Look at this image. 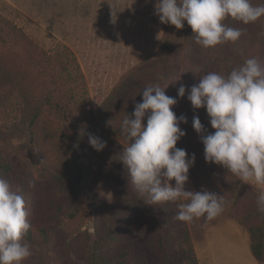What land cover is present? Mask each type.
<instances>
[{
  "label": "rangeland",
  "instance_id": "374dc122",
  "mask_svg": "<svg viewBox=\"0 0 264 264\" xmlns=\"http://www.w3.org/2000/svg\"><path fill=\"white\" fill-rule=\"evenodd\" d=\"M155 4L156 0H0V157L10 165L9 172L0 169V178L26 200L31 228L24 240L32 255L24 264H90L94 258L117 264L128 250L136 257L149 256L153 264H218V257L223 256V262L226 258L222 238L230 255L236 254L237 264H249L247 250L236 246V233L218 227L211 234L209 228L231 223L241 243L250 248L248 228L264 230V212L257 207L264 185L244 182L223 166L206 162L202 140L187 142L184 149L196 159L185 190L207 189L225 194L231 202L207 224L203 218L188 223L194 249L190 252L178 222L161 213L162 207L186 201L146 204L147 197L130 187L126 168L117 167L123 166L125 144L120 147L109 131L111 138L102 139L107 145L102 151L89 143L88 133L97 137L89 124L94 113L98 118L117 112L131 115L149 84L167 88L166 95L178 101L172 110L192 124L194 109L187 96L197 83L198 69L174 25L164 46L166 24L154 14ZM225 20L244 30L246 57L264 62V17L249 24ZM48 56L77 66V100L67 108L63 104L73 92L48 79ZM161 75L165 79L160 80ZM131 76L130 88L124 89ZM181 85L186 87L183 98L178 96ZM25 112L41 113L32 132L24 123ZM196 115L205 127L203 135L215 131L207 111ZM76 135L75 140L67 139Z\"/></svg>",
  "mask_w": 264,
  "mask_h": 264
},
{
  "label": "clouds",
  "instance_id": "9594fccd",
  "mask_svg": "<svg viewBox=\"0 0 264 264\" xmlns=\"http://www.w3.org/2000/svg\"><path fill=\"white\" fill-rule=\"evenodd\" d=\"M154 14L161 23L178 29L186 21L197 45L214 48L235 43L244 34L243 29L227 26L226 18L254 23L264 17V4H253L252 0H156ZM166 89L159 83L146 85L142 101L135 103L133 113L120 122V133L129 141L120 161L127 170L130 187L147 197L146 204L186 201L177 204L173 218L188 223L203 218L207 224L231 202L225 194L207 189L185 190L196 157L192 154L189 158L185 149L176 147L186 135L180 124L188 121L172 110L178 101L166 95ZM185 93L186 87L181 85L178 96L183 98ZM187 98L194 109L206 108L215 129L203 135L204 125L198 115L193 116V128L201 134L206 162L223 166L244 182L254 180L264 185V62L256 57L245 58L226 77L208 72L191 86ZM108 123L112 125V121ZM88 139L97 151L107 146L91 133ZM257 207L264 212V189L258 193ZM28 215L25 198L12 190L7 179L0 178V264H24L32 255L31 246L24 240L31 228Z\"/></svg>",
  "mask_w": 264,
  "mask_h": 264
},
{
  "label": "trees",
  "instance_id": "16d2710c",
  "mask_svg": "<svg viewBox=\"0 0 264 264\" xmlns=\"http://www.w3.org/2000/svg\"><path fill=\"white\" fill-rule=\"evenodd\" d=\"M224 23L229 26L233 27L231 22L224 21ZM6 27L9 30H13V27H10L6 25ZM179 39L182 40V42L186 45L184 50H188L189 55H191L193 63L197 67L196 72V81L198 84L199 80L202 75L208 73V72H216L223 76H227L234 68H238L240 65L243 64L246 54L249 51L248 49V41L241 39V42L239 43L240 39L235 42H226L220 45H217L214 48H203L195 43V39L193 37V30L191 26L187 24V22H184L183 28H177ZM170 32H171V25L166 24L165 26V36H164V46L166 45L165 42L169 40L170 38ZM190 39V41H189ZM167 47V46H166ZM182 57V56H180ZM48 62H51V70L48 72L46 71V75L48 79H50L55 85L67 87V91L69 90L72 94L71 96L67 97L68 99H65V104L63 106L65 108L69 107L72 104H75L77 100V96L74 95V92L76 91V88H74V76L77 73V66H74L73 63H65L62 59L57 58V56H48L47 57ZM133 76L128 78V81H125L122 86H124V89L130 88V84H132ZM57 80V81H56ZM131 81V82H130ZM121 86V87H122ZM123 90H121V93ZM118 93V92H117ZM113 98H111L112 100ZM56 105H59L57 103ZM194 109V108H193ZM206 108H200V109H194L193 115H196V112H205ZM192 114V113H191ZM106 115V114H105ZM129 115V114H128ZM125 114H121L120 112H117L116 114H108L106 115L107 118L100 117L98 118L95 113L92 115V119L89 122L90 126H94L95 132L97 133V137L101 139H110L111 136L106 132L109 131L110 134H114L115 137H117L119 141V145L121 147V144H125V146L129 143L128 139L121 135L120 133V122L125 117ZM40 118L41 113H30L25 112L24 114V123H26L29 128H32L33 130H36L40 124ZM71 119V118H70ZM112 121V125H110L108 122ZM145 124L147 123V117L145 118ZM70 124H73L74 121L70 120ZM191 124V123H190ZM180 124V127L182 130L186 132V135L183 136L178 142L176 147L184 149V146L187 142H199L201 140V134H198L194 128L193 124ZM104 125V128L103 126ZM32 126V128H31ZM75 137H67L68 140H75ZM82 139L86 140L85 137H82ZM113 139V137H112ZM196 146H200L199 143L196 144ZM123 149V148H122ZM118 168L124 170L125 166H117ZM0 169L9 172L10 171V165L5 160V158L0 157ZM169 210V212H168ZM161 213L166 216H175L176 212L178 211L177 206H173L172 208L165 209L164 207L161 208ZM178 222L180 230L179 234L181 235L183 243H187L190 245V252H193V246L191 245V236L188 228V222ZM248 234H249V240H250V250L251 254L255 258V260L259 263H264V230L261 227H253L250 226L248 228ZM134 246V245H133ZM163 248L165 249V252L168 255L169 260H173L174 256L171 254L168 246L165 243H162ZM135 249H137L136 246H134ZM36 254V252L34 253ZM138 254H135L134 250H128L126 252H123L119 255L117 259V264H153L152 260L149 256H143V257H136ZM90 264H101V262L94 258L91 260Z\"/></svg>",
  "mask_w": 264,
  "mask_h": 264
},
{
  "label": "crops",
  "instance_id": "0c3cea01",
  "mask_svg": "<svg viewBox=\"0 0 264 264\" xmlns=\"http://www.w3.org/2000/svg\"><path fill=\"white\" fill-rule=\"evenodd\" d=\"M218 227L228 229V230L234 232V234L236 233L237 234L236 236L239 239V241L237 242L236 246L239 247L240 250H242V251H243V249H244V251H245V249L247 250L248 255H249L250 258H246V260H248L249 264H258V263L255 262L254 258L251 255V250L249 248V244L245 243V246H244L243 243H241L242 242L241 234H240L239 230L234 225H232L231 223H228L226 225L219 223L218 226H216V228H211V229L209 228L210 233L212 234L213 229H218ZM214 241H215L214 237L210 238V244H211L212 248H213L212 244H213ZM221 246L223 247L224 255L226 256V258L224 259L225 262H223L222 260H223L224 257L223 256L222 257L221 256L218 257L219 254L215 253L216 258L218 257L217 258L218 259L217 263L218 264H237L236 259H234L236 254L234 253V254L230 255L229 249L228 248L226 249V239L225 238L221 239ZM262 264H264V263H262Z\"/></svg>",
  "mask_w": 264,
  "mask_h": 264
}]
</instances>
